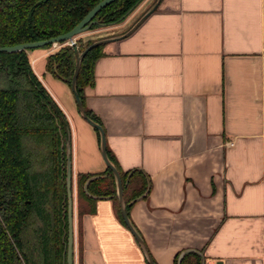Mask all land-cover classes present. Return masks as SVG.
Listing matches in <instances>:
<instances>
[{
	"label": "crops",
	"instance_id": "0c3cea01",
	"mask_svg": "<svg viewBox=\"0 0 264 264\" xmlns=\"http://www.w3.org/2000/svg\"><path fill=\"white\" fill-rule=\"evenodd\" d=\"M156 2L85 37L119 36ZM50 54L29 51L66 102L53 96L71 125L74 179L105 172L95 128L46 69ZM94 74L86 105L107 148L122 173L151 183L128 214L156 263L194 249L201 264L202 253L206 264H264V0H162L129 36L104 44ZM118 204L85 200L80 215L75 193V264H149Z\"/></svg>",
	"mask_w": 264,
	"mask_h": 264
},
{
	"label": "trees",
	"instance_id": "16d2710c",
	"mask_svg": "<svg viewBox=\"0 0 264 264\" xmlns=\"http://www.w3.org/2000/svg\"><path fill=\"white\" fill-rule=\"evenodd\" d=\"M101 1L0 0V47L49 40L65 34ZM143 1L112 2L97 13L94 17L97 22L89 31L122 23ZM84 34L75 37L81 51L99 40L86 38ZM60 45L47 57L46 69L71 87L75 51L68 42ZM103 46L87 52L77 81L87 114L102 126L99 117L86 105L85 87L94 82L95 64L102 55ZM36 49L0 52V264H67L65 140L66 126L70 122L32 66L28 51ZM95 130L100 139V132ZM108 154L121 174L124 192H131L126 201L129 210V203L148 189V177L136 171L127 184L130 172L122 173L109 149ZM93 175L101 177L90 183V193L105 198L113 196L111 199L117 204L119 201L111 168L107 167L102 173L78 174L80 215L84 213L85 200H96L84 190L85 182ZM137 175L141 176V182L137 181ZM118 210L124 222L119 204ZM192 255H196L195 260H188ZM182 264H201V257L188 254Z\"/></svg>",
	"mask_w": 264,
	"mask_h": 264
},
{
	"label": "water",
	"instance_id": "95a60500",
	"mask_svg": "<svg viewBox=\"0 0 264 264\" xmlns=\"http://www.w3.org/2000/svg\"><path fill=\"white\" fill-rule=\"evenodd\" d=\"M116 0H102L99 2L96 6H94L88 14L79 22L72 30L69 32L62 34L58 37L49 39V40H41V41H36V42H30V43H22L14 46H1L0 47V52H17V51H22V50H27V49H35V48H41L45 45L52 44L53 46L55 44H60L62 42H70L72 41L73 43L71 44L73 46V49L75 51V58H76V65H75V70L74 74L72 77L71 81V90L75 96L76 104L78 107V111L80 115L89 123L91 124L94 128H96L100 132V148L102 152V156L104 161L106 162L107 166L111 168L113 171V174L115 176L116 180V196L118 197L119 200V205L121 209V213L124 219L125 224L128 226L132 234L134 235L135 239L139 243L140 247L142 248L144 255L148 261L149 264H157L155 259L153 258L144 237L142 234L135 228L129 214H128V204L125 199L124 195V184L123 180L121 178L120 172L118 168L113 164L111 159L109 158L108 154V148H107V137L105 130L103 126L93 120L91 117L86 112L84 103L82 101V98L78 92L77 89V81H78V75L81 69V65L83 62V59L87 52L91 50L92 48L101 45V44H107L111 41L118 40L125 38L129 36L146 18L153 12L155 11L160 2L162 0H157V2L136 22V24L130 28L128 31L125 33L119 35V36H114V37H109V38H102L99 40L94 41L92 44H90L87 48H85L83 51H81L79 45L75 41V37L78 35H81L83 33H86L89 31L92 27L93 24L97 22V20H94V17L97 15V13L107 5L111 4ZM135 9L130 11L128 14L130 15ZM128 15V16H129ZM72 129L71 125L66 126V140H65V151H66V175H65V181H66V194L68 198V240H67V255H66V261L67 264H75V190H74V167H73V142H72ZM134 171H131L129 173L128 179H127V184L129 183V180L131 176L133 175ZM101 175H93L90 178L87 179V181L84 184V190L85 192L92 196L93 198L96 199H101L105 197H101L98 195H93L89 191V185L91 182L94 180L100 178ZM151 187V183L149 181V186L148 189L144 194H142L139 198L132 200L129 204L136 202L139 199L144 198L147 193L149 192ZM113 196H109L107 198H111ZM197 252L201 254V252L194 250V249H187L183 250L178 257V262L177 264H182V261L184 257L191 253V252ZM204 254L202 253V264H205V259L203 258Z\"/></svg>",
	"mask_w": 264,
	"mask_h": 264
},
{
	"label": "rangeland",
	"instance_id": "374dc122",
	"mask_svg": "<svg viewBox=\"0 0 264 264\" xmlns=\"http://www.w3.org/2000/svg\"><path fill=\"white\" fill-rule=\"evenodd\" d=\"M151 2H149L145 7H147V6H149V4H150ZM143 10H145V9H143ZM143 10L141 11V12H143ZM145 12V11H144ZM146 13V12H145ZM144 13V14H145ZM140 14V13H139ZM139 14L137 15L136 14V16L132 19V21L125 27V28H122V29H127V30H129L133 25V22L136 20V18L139 16ZM132 25V26H131ZM111 32H113V30L112 31H109V32H105V33H108V34H112ZM84 36H87V34H84ZM89 36V35H88ZM86 38H88V37H86ZM61 45L59 44V45H57V46H52V47H50V48H38V49H43L44 51H47V52H54V50H56V49H58L59 47H60ZM37 50V49H36ZM31 51H33V50H30V52ZM28 53H29V51H28ZM32 62V61H31ZM34 62H35V60L32 62V66H34ZM34 69H36L37 71H38V68H37V66H36V68L34 67ZM43 75V74H42ZM54 76V75H53ZM54 78H56V79H58V80H61V79H59V78H57V77H55L54 76ZM63 81V80H62ZM46 83H47V88L49 89V91L51 92V94H52V96H55V97H57L60 101H62V103H63V105L65 106V104L64 103H66L65 102V100H64V98H63V96H61V89L60 88H57L56 86H54L50 81H48V80H46ZM65 84L67 85V86H69L66 82H65ZM69 90L71 91V96H74L73 95V93H72V90H71V88H70V86H69ZM56 99V98H55ZM75 193H78V186H77V181H76V179H75Z\"/></svg>",
	"mask_w": 264,
	"mask_h": 264
},
{
	"label": "built area",
	"instance_id": "2783aa9c",
	"mask_svg": "<svg viewBox=\"0 0 264 264\" xmlns=\"http://www.w3.org/2000/svg\"><path fill=\"white\" fill-rule=\"evenodd\" d=\"M73 42L72 41H70V42H68V44H72ZM57 45H59V44H55L54 46H57ZM234 144V142H228V145H233ZM206 264V263H205Z\"/></svg>",
	"mask_w": 264,
	"mask_h": 264
}]
</instances>
